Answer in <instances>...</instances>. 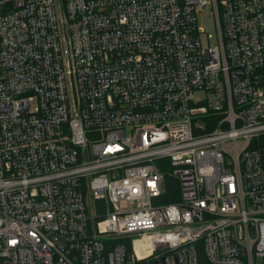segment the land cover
I'll return each mask as SVG.
<instances>
[{"label":"built area","instance_id":"1","mask_svg":"<svg viewBox=\"0 0 264 264\" xmlns=\"http://www.w3.org/2000/svg\"><path fill=\"white\" fill-rule=\"evenodd\" d=\"M199 250L264 264V0H0V264Z\"/></svg>","mask_w":264,"mask_h":264},{"label":"trees","instance_id":"2","mask_svg":"<svg viewBox=\"0 0 264 264\" xmlns=\"http://www.w3.org/2000/svg\"><path fill=\"white\" fill-rule=\"evenodd\" d=\"M176 185V182H174ZM176 190V187H175ZM167 202H171L173 201V199H167ZM198 264H209L208 261L206 260V258L204 257V254L202 251H198Z\"/></svg>","mask_w":264,"mask_h":264},{"label":"rangeland","instance_id":"3","mask_svg":"<svg viewBox=\"0 0 264 264\" xmlns=\"http://www.w3.org/2000/svg\"><path fill=\"white\" fill-rule=\"evenodd\" d=\"M205 13V11H204ZM204 13H202L201 15L198 16V21L200 23L201 26H204L205 23H204ZM210 44L214 43L213 39H209L208 41Z\"/></svg>","mask_w":264,"mask_h":264}]
</instances>
